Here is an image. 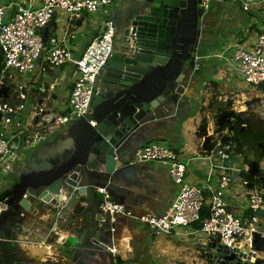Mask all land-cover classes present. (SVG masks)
I'll list each match as a JSON object with an SVG mask.
<instances>
[{
	"label": "built area",
	"instance_id": "1",
	"mask_svg": "<svg viewBox=\"0 0 264 264\" xmlns=\"http://www.w3.org/2000/svg\"><path fill=\"white\" fill-rule=\"evenodd\" d=\"M213 0H201L200 6L211 9ZM264 0H258V3ZM252 1L244 3L248 10ZM118 0H34L18 3H0V162L6 169L21 155L18 150L33 148L55 129L70 125L89 115L92 101L97 92L96 82L115 52L117 25L115 21ZM14 8V12L10 13ZM67 16L69 21L81 18L84 14L100 15L94 29V37L76 55L66 44L68 31L63 36L53 34L51 27L57 14ZM48 27L47 36L44 29ZM68 27V25H67ZM53 29V28H52ZM47 37V40L45 38ZM239 75L244 82L255 89L264 84V31L260 32L250 46L237 43L231 55ZM70 69L71 90L64 111L56 107V90L62 81L53 79L50 69ZM31 108L30 121L24 123L21 115ZM94 125L95 123L92 122ZM208 133V128H206ZM233 131L225 129L209 134L211 146L205 150L202 160L207 161L205 183L192 184L187 179V170L191 158H183L173 146L163 142H150L138 147L133 162H157L165 166L172 180L178 184V193L167 210L156 215L150 212H136L125 203L114 199L107 187L98 192L103 198L100 204L102 224H109L111 238L115 240L119 218H130L147 225L158 235H172L179 227H190L201 222L197 229L209 238L208 248L213 251L217 264L218 254L213 243L217 242L230 249V253H254L251 261L260 257L257 240H264V231L260 229V214L264 211V166L257 162L248 163L243 153H237L232 142ZM25 138V143H24ZM195 159V158H194ZM256 163V170L252 165ZM250 174L252 181L241 178L240 183L249 214L237 215L231 208L228 190L234 183L236 174ZM78 171L69 173L73 176ZM252 183L253 187H249ZM71 198V197H70ZM69 198V199H70ZM5 200L0 201V214L4 210ZM49 208L57 220L63 216L61 210L67 206L62 202ZM204 206L208 215L201 218ZM26 212L21 213L25 217ZM104 248L113 255L118 248L114 243ZM211 256V255H210Z\"/></svg>",
	"mask_w": 264,
	"mask_h": 264
},
{
	"label": "crops",
	"instance_id": "2",
	"mask_svg": "<svg viewBox=\"0 0 264 264\" xmlns=\"http://www.w3.org/2000/svg\"><path fill=\"white\" fill-rule=\"evenodd\" d=\"M34 1L38 6L39 0ZM247 1H252V4L248 10H244V3ZM18 2H28V0H0V3ZM127 4V0H118L116 10H126ZM12 12L14 8L11 9L10 13ZM209 13L213 14L216 19L214 21L213 18L208 27V37L203 44V49H208V51L200 55L203 56L201 57L202 64L196 68L197 74L192 76L194 86L184 95L186 100L179 103L177 107L171 108L170 112L173 115L168 118L169 122L146 129L142 134L137 133L134 144L126 143L124 162L127 170L113 186L114 190L111 193L115 200L125 203L138 213L163 214L176 197L179 186L172 180L167 168L162 164L133 162L136 149L154 141L170 144L180 152L183 158H191L187 179L192 184L201 186L205 183L207 172V161L201 159L206 153L204 143L209 134L218 132L214 129L213 115L217 111L224 110L220 103L221 99L219 98V101L214 99L216 98L214 89L240 88L242 94L246 90L257 92V89L248 86L240 79L241 76L230 58L237 43L250 46L255 42L258 34L264 31V2L213 0ZM59 15L55 16L51 27L53 34L57 28L63 30L65 26L64 19L58 18ZM101 17L98 14H84L81 18L72 21L67 19L68 27L66 25L60 36H63L66 31L69 32L66 44L76 55H79L86 45L98 35L97 29L90 27L89 20L92 19L95 24L96 19ZM219 22L222 23L221 26ZM119 45L121 46V40L117 36L116 49ZM1 60L0 55V64ZM50 75L53 79L58 78L62 81L61 87L58 88L66 90V97H69L72 87L70 69L67 67L50 69ZM56 97L58 98L57 94ZM190 98L192 99L189 100ZM207 103L210 105L209 112L204 110V105ZM30 112L31 108L28 107L22 113L21 120L24 123H29ZM183 112L185 114L180 121L178 117ZM203 120H206V128H208L205 136L199 133ZM66 126L55 129L47 136L46 141L45 139L39 141L33 148H20L18 152L21 155L10 164L9 169H6L0 162V193L7 188L6 182L13 180L20 163L23 164L29 156L35 155L40 147L61 136ZM226 129L230 128L226 127ZM158 134H162L160 138L155 137ZM241 178H244V172L236 174L230 188L233 192L228 194L231 208L239 216L249 214L243 190L240 192L236 190ZM4 184H6L5 187ZM67 195L68 193H63L62 197L68 200L62 202L67 206L61 210L63 216L59 220L48 210L53 204H46V208L42 211L26 212L25 217L18 215L13 224L8 221L2 222L0 225L1 253L27 261H56L62 253L68 252L74 245L70 242L77 240L81 242L80 249L86 252L89 259L85 264H181L188 258L186 253L188 245L186 244L199 243L200 249L196 248V251L203 257L198 260L201 263L217 264L208 255L211 249L206 244L208 241L217 240L197 231L195 226L179 227L172 235H158L145 224L121 217L117 223L115 240H112L109 224H104L101 228L94 230L95 215L89 208L87 199L80 197L77 200ZM78 203L82 207L81 212L75 211V205ZM259 227L264 231V211L260 214ZM112 243L118 248L115 255L104 248L105 244ZM260 257L264 258V254L260 253Z\"/></svg>",
	"mask_w": 264,
	"mask_h": 264
},
{
	"label": "water",
	"instance_id": "3",
	"mask_svg": "<svg viewBox=\"0 0 264 264\" xmlns=\"http://www.w3.org/2000/svg\"><path fill=\"white\" fill-rule=\"evenodd\" d=\"M127 1V9L115 14L121 46L115 47L97 79L91 113L66 126L61 136L20 163L13 180L6 182L11 195L0 214V225L4 221L13 224L22 212L42 211L46 204L61 201L65 192L77 200L86 198L95 215L94 230L101 228L103 198L98 189L107 187L111 193L124 176L126 143L134 144L137 133L169 122L171 108L184 102L187 90L193 88L192 76L202 64L200 55L208 51L203 44L216 17L200 6L201 0ZM47 33L48 27L44 29ZM6 91L1 89L0 94ZM209 142L207 136L204 148ZM252 167L256 170V163ZM72 171L79 174L70 176ZM1 243L0 238V256ZM79 244L56 261L20 260L3 253L0 264H85L89 259ZM256 246L264 253V240H257ZM212 248L221 264H264V258L253 262L246 253H230L217 242ZM210 255L214 256L213 251Z\"/></svg>",
	"mask_w": 264,
	"mask_h": 264
},
{
	"label": "rangeland",
	"instance_id": "4",
	"mask_svg": "<svg viewBox=\"0 0 264 264\" xmlns=\"http://www.w3.org/2000/svg\"><path fill=\"white\" fill-rule=\"evenodd\" d=\"M58 18L64 19L65 21V26L63 28V30H61L60 28L54 32V34H58L61 35L67 25V16L62 15L60 13V15L58 16ZM90 21V27H94V23L93 20H89ZM92 23V24H91ZM242 81H244V79L240 78ZM261 89L260 91H248L246 90L243 94L242 91H240V88H230V89H218L215 88L214 91L216 93V98H214L215 100H220V103L223 105V109L225 111L228 112H234V113H241L243 112L245 114V117H249L252 120H263L264 121V89ZM254 90V89H253ZM56 94L58 95V98L56 99V107L59 111H64L66 108V105L69 101V98L66 97L67 96V92L66 90L62 89V88H58L56 90ZM220 98V99H219ZM214 100V101H215ZM204 110L206 112H209L210 109V105L207 103V105H204ZM224 110H220V111H224ZM219 111V112H220ZM211 112V111H210ZM219 112L217 111L216 114L213 115V117L215 118V124H214V129H216L218 132H221L222 130H225L226 128H224V126L222 125L221 122H218V118L217 116H219ZM47 138V136H46ZM45 138V141H46ZM167 145H170L168 143H166ZM248 150V155L245 156V159H247L248 163L252 162H257L259 166H264V156L263 158L259 159L257 157V151L258 149L256 148V146L254 144H249V148L247 147ZM29 151V150H28ZM238 192L242 191L243 188L241 187L240 183H238V187L236 189ZM230 192H233V190H231L229 188L228 190V194H230ZM77 240L71 241L70 244H76ZM199 244V243H198ZM198 244H186L188 245L187 249H186V253H187V260L186 261H182L181 264H208L207 262L205 263H201V261H199L198 259L203 257L202 254L198 253L196 251V248L200 249ZM248 256H252L254 257V253H252L251 255H249V253H247ZM196 257V258H195ZM209 264H215V263H211L209 262Z\"/></svg>",
	"mask_w": 264,
	"mask_h": 264
},
{
	"label": "trees",
	"instance_id": "5",
	"mask_svg": "<svg viewBox=\"0 0 264 264\" xmlns=\"http://www.w3.org/2000/svg\"><path fill=\"white\" fill-rule=\"evenodd\" d=\"M259 88L264 89V84L259 86ZM257 89L260 91L261 89ZM217 116L218 122H221L224 128L229 127L233 131L232 142L235 145V150L237 153H247V147L249 148V144H254L258 149L257 157L259 159L264 156V121L263 120H252L249 117H245L243 112L234 113L228 111H221ZM225 117V118H224ZM207 122L203 120L200 126V135H207L206 131ZM209 146H211L209 142ZM247 156V155H246ZM244 178L252 181L253 177L250 174L244 173ZM11 195V191L9 188L4 189L0 193V201L5 200L7 197ZM75 211L81 212L82 207L80 204L75 205ZM208 215V207L204 206L201 211V218H205ZM193 226L199 229L201 228V222H196Z\"/></svg>",
	"mask_w": 264,
	"mask_h": 264
},
{
	"label": "flooded vegetation",
	"instance_id": "6",
	"mask_svg": "<svg viewBox=\"0 0 264 264\" xmlns=\"http://www.w3.org/2000/svg\"><path fill=\"white\" fill-rule=\"evenodd\" d=\"M15 258V257H14ZM3 259V252L1 253L0 260L2 261ZM21 260V259H20Z\"/></svg>",
	"mask_w": 264,
	"mask_h": 264
},
{
	"label": "bare ground",
	"instance_id": "7",
	"mask_svg": "<svg viewBox=\"0 0 264 264\" xmlns=\"http://www.w3.org/2000/svg\"><path fill=\"white\" fill-rule=\"evenodd\" d=\"M247 256H248V254H247Z\"/></svg>",
	"mask_w": 264,
	"mask_h": 264
}]
</instances>
